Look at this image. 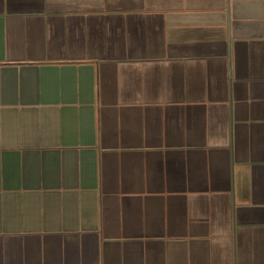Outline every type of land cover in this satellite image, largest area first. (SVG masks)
Masks as SVG:
<instances>
[{
    "label": "crops",
    "instance_id": "crops-1",
    "mask_svg": "<svg viewBox=\"0 0 264 264\" xmlns=\"http://www.w3.org/2000/svg\"><path fill=\"white\" fill-rule=\"evenodd\" d=\"M0 264H264V0H0Z\"/></svg>",
    "mask_w": 264,
    "mask_h": 264
}]
</instances>
